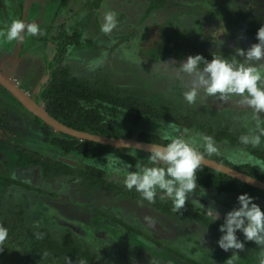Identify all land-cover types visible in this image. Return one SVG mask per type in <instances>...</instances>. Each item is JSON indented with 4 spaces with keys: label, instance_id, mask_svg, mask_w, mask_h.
<instances>
[{
    "label": "flooded vegetation",
    "instance_id": "af4514ba",
    "mask_svg": "<svg viewBox=\"0 0 264 264\" xmlns=\"http://www.w3.org/2000/svg\"><path fill=\"white\" fill-rule=\"evenodd\" d=\"M37 1L0 0V30H5L15 19L26 24L35 22L41 29V34L36 36L25 33L20 42H8L0 37V72L43 106L54 119L73 129L97 133L74 127L47 110L49 99L40 91L42 88L51 90L53 75L65 70L62 78H75L77 84L89 85V98L97 92L138 97L156 107L160 115H149L148 121L144 119L141 124L133 118V131L129 136L97 134L134 137L161 146L178 135L194 145L202 144L201 134L210 136L219 155L205 153L206 158L264 184V136L256 147L240 140L244 135H259V129H264V113L256 121L252 111L236 103L235 99L223 103L215 97H203L210 105L214 104L212 109H220L215 112L216 123L213 122L220 125L198 123L196 114L188 111L175 88L176 83L189 78L181 79L173 70L188 56L197 54L209 61L212 56H222L229 61L235 58L243 62V58L236 56L235 49L246 50L258 42L257 30L264 25V0H113L115 4L110 8L117 11V27L110 34H104L101 26L89 29L91 34L99 29L103 35L100 41L84 36L90 19L95 17L93 13L98 11L100 4L94 6L96 0H74L72 3L47 0L46 7H39L37 16L33 17L31 9ZM22 9L26 10L24 17ZM84 17L87 26L82 27L80 22ZM71 27H78V38L74 40ZM110 39L124 40L119 44L122 46L120 51H115L119 45L111 43ZM133 40L137 45L131 53L132 45L128 47L126 44ZM97 41L107 47L111 45L118 58L109 57L103 50L96 53ZM36 46L41 50L39 57L44 72L38 77L34 74V84L25 87L11 72L24 59H34V63L40 65L38 57L30 51ZM122 51L127 57L126 65L120 59ZM129 65H137L142 70L136 74ZM79 69L88 72L84 78L79 76ZM99 77H103L106 83L98 84L96 79ZM34 86L39 87V91ZM6 93L14 104L12 101L1 104ZM0 102V168L4 169L0 170V225L8 230V238L0 246L3 248L0 250V264H68L69 258L72 264L81 260L85 264H97L98 260L102 261L100 264H121L120 259L124 262L122 264H146L142 259L145 255L132 243L134 237L146 238L164 252L162 260H167V264L170 261L174 264H228L229 259L233 264H258L261 249L254 242L245 241L239 230L236 235L244 243V250L236 251L238 257L232 256L233 250L226 252L218 246L221 235L216 223H223L225 214L239 207L237 197L240 194L207 180L200 182L199 177L210 174V171H198V187L184 209L174 212L171 200L166 199L164 201L170 203V208L163 210L156 204V199L149 203L135 190L122 192L126 189L123 184L126 171L136 170L138 164L126 162L115 150L138 149L103 144L112 150L98 158H86L81 153L66 151L52 140L57 136L81 142L92 140L75 137L45 123L1 84ZM2 107L4 113H10L8 117L2 114ZM226 108L230 110H224ZM191 118L193 124L189 127L184 122ZM20 121H27V124ZM247 123L252 127H247ZM254 126L255 130L249 131ZM146 131L158 136L157 142L145 140L141 133ZM200 151H204L202 147ZM131 153L134 159L147 160V154L141 157ZM37 158L39 163L31 162ZM87 164L98 168L97 177L107 178V181L94 183L87 179L82 174ZM143 165L151 166L149 163ZM219 178L221 185L227 183L223 177ZM111 182L117 188H111ZM253 187L262 191L253 202L264 211V190ZM209 206L220 214L214 222L206 213ZM169 218L185 220L187 225L176 234L167 222ZM226 255L229 258L223 259Z\"/></svg>",
    "mask_w": 264,
    "mask_h": 264
},
{
    "label": "clouds",
    "instance_id": "9594fccd",
    "mask_svg": "<svg viewBox=\"0 0 264 264\" xmlns=\"http://www.w3.org/2000/svg\"><path fill=\"white\" fill-rule=\"evenodd\" d=\"M117 23L116 13L106 11L100 30L104 34H110ZM25 33L36 36L41 34V29L35 22L26 24L15 19L5 30H0V37L8 42H20L24 40ZM256 40L258 42L251 44L246 50L235 49L236 56L243 58V62H238L235 58L229 61L222 56H212L209 61L197 54L188 56L179 67H173L181 79L189 78L184 85L186 91L182 93L185 102L194 105L201 95L204 98L215 97L223 103L235 99L239 105L249 108L253 119L259 121L260 114L264 113V25L257 30ZM261 136H264V129H259V135H244L240 140L256 147L261 144ZM201 140L202 144L194 145L184 136L178 135L171 137L163 146L151 144L148 150L151 166L138 164L136 170L126 171L124 186L130 191L134 189L142 200L149 203H154L159 193L161 200H171L174 212L181 211L198 187L197 172L203 167L204 154L219 155L212 137L201 134ZM201 147L203 152L200 151ZM237 202L239 207L228 211L219 226L222 235L217 244L226 252L233 250L232 256L238 257L236 251L244 250V243L236 235L239 230L245 241H252L261 249L258 264H264V211L246 193L238 195ZM200 206L204 208L203 205ZM206 213L213 222L220 215L212 206L206 209ZM7 238V228L0 225V246ZM68 264H72L70 258ZM78 264H85V261L81 260ZM228 264H233L231 259Z\"/></svg>",
    "mask_w": 264,
    "mask_h": 264
},
{
    "label": "trees",
    "instance_id": "16d2710c",
    "mask_svg": "<svg viewBox=\"0 0 264 264\" xmlns=\"http://www.w3.org/2000/svg\"><path fill=\"white\" fill-rule=\"evenodd\" d=\"M77 31L78 27H71L70 33L71 36L74 35L72 38L73 40L78 38ZM63 33H66V31H63ZM60 35H62V33H60ZM62 72L56 73V76L53 75L54 79L53 81L51 80L53 83L51 85L52 89L45 91L43 90L42 96L49 99L46 108L50 113L56 117H62L66 120V123L68 122L74 127L89 130L91 132H97L103 135L121 136L122 134H125L126 136H129L133 131V127H131L133 124V118H136V122L141 124L140 122L144 121V119L148 121L149 115H154V117L160 116L156 107L152 106L151 104L148 105V103H145L138 97H129L127 95L118 96L114 94L108 95L104 92H97L92 94L93 97L89 98L91 92L89 85H82L81 83L77 84V80L75 78L70 79L65 75V77L62 78V75L65 74V70ZM135 98L137 101H135ZM88 100H90L89 103ZM114 119L116 121H114ZM36 120L38 121L37 117ZM187 120L188 121H185L184 123L191 127L193 124L192 118ZM120 123L127 125H119ZM141 136L145 140H151L155 142H157L158 138V136H154L150 131L142 132ZM52 141L54 144H58L66 149V151L81 153L86 158H98L107 150H112L110 146L103 145L96 141L81 142L75 138H63L61 136L55 137ZM115 151V153H118V156L123 158L126 162L134 164L149 163L148 156L150 153L148 152L131 149H120ZM123 151H127V153ZM131 152H134L141 157L147 154V160L142 162L139 159H134ZM31 162L39 163L40 161L37 158ZM98 170L99 169L93 165L87 164V168L86 170L82 171V174L86 176L87 179L92 180L94 183H96L98 180H101V182L105 183L107 178L101 179L102 176L97 177L99 176L97 175L99 174ZM203 170L210 171V174H202L201 177L203 178L199 177L200 182L207 180L218 187L222 186L227 190L238 191L240 195L246 193L252 197L253 200H255L259 193L262 192L261 190L250 186L247 183L227 177L223 173L209 169L206 166L202 167V171ZM219 177H223L227 183L221 185L222 181ZM111 188H117V186L111 182ZM122 192L127 193L128 189H123ZM156 204L163 210L170 208V203L161 200L158 194L156 196ZM201 218L206 221L205 218Z\"/></svg>",
    "mask_w": 264,
    "mask_h": 264
},
{
    "label": "rangeland",
    "instance_id": "374dc122",
    "mask_svg": "<svg viewBox=\"0 0 264 264\" xmlns=\"http://www.w3.org/2000/svg\"><path fill=\"white\" fill-rule=\"evenodd\" d=\"M68 1H69V3L74 2V0H68ZM96 1H97V4L94 5V6L97 7L100 4L99 5V8H100L101 7V3L104 2V0L103 1L101 0V2L99 0H96ZM46 3H47V0H39V1L35 2L34 5L32 6L33 9H31V14L30 15L33 16V17L37 16V14H38L37 11H39V7H42V8L43 7H46ZM99 8H98V10H99ZM108 11H114V10H111L110 9ZM25 12H26V10L22 9V13H23L22 16L23 17L25 16ZM93 14H94V16H98L99 15V13H98L97 10ZM92 15L88 17V20L92 17ZM90 21H92V19H90ZM86 22H87V18L84 17L82 19V21L80 22V25L82 27H84L86 25ZM96 30H95L96 33H94V34L89 33V34H91L93 36H90V37L86 36V37L98 39L100 41L101 38L103 37V35L99 32V29L98 28ZM84 36H85V32H84ZM99 41L96 42V47L97 48L94 50L96 53H100L101 50H103L104 53H106L109 57L118 58V56L115 54V51H120L119 48L122 47L121 45L116 46L117 48L114 51V48L111 45H110V47H107L105 45V43H101ZM110 42L111 43H115L116 40L110 39ZM110 42H108V43H110ZM97 43L99 44V47H98V44ZM101 44L103 45V47H102ZM126 45L128 47H130L129 45H132V47H130V48H132L131 53H134L135 48H136V45H137V42L133 40L132 42L127 43ZM30 51H31V53H33L34 55H36L38 57V60L40 62V65L37 66L36 63H34V59L33 60L32 59H27L26 61H24L25 60L24 59L21 62V64L19 65V67H17V69H15L14 72H11L14 76H16V77L18 76L20 78L21 84L23 86H25V87H26V85L34 84V82L36 80V78L33 76L34 74L38 77V75H43V72H44L42 70V69H44L43 68L44 66L42 65V60H41V57H39L41 55L40 47L39 46H36L33 49L30 48ZM120 59H122V61H124V64L123 65H126L127 64V60H126L127 57L124 56V52L123 51H122V55H121V58ZM97 63H99V61H97ZM108 65H109V63H107V67H108ZM129 66H131V65H129ZM131 68H132V72H134L136 74L142 70L137 65H133V66H131ZM89 72H91V69H90ZM78 73H79V76L81 78H84V76L87 75L88 72L85 71V70L84 71H81L79 69L78 70ZM120 79H122V75H120ZM96 81H97L98 84L99 83L100 84H105L106 83V81H105V79L103 77H99L98 79H96ZM187 82H188V80H184V81L179 82V84L178 83L175 84V88H176L177 92L180 94L178 98H180V100H182L184 102H185V100L183 98L182 93L184 91H186V88L184 87V85ZM34 87L36 88V90L39 91V87H37V86H34ZM111 89H113V88H111ZM170 91L173 92L174 89H172ZM42 92H43V88L41 89L40 93H42ZM12 100H11V98L6 93L5 96H3V98H2V101L3 102L2 103L0 102V103L2 105H5L4 104L5 102L12 101ZM12 102H10V103H12ZM13 104H14V102H13ZM211 105H214V104H211ZM211 105L209 103H207V101H204L203 100V95H201L200 97L197 98V101H196V103L194 105H188L187 104V107L189 108L188 111L190 110L191 112H194L196 114V120H197L198 123H204L206 125H210V126L211 125H214L215 127H218L220 124L218 122H217V125L215 124L216 121H217V117H216L217 115H216L215 112L217 110H220V109H212ZM224 110H230V108H226ZM4 111H5V109H4ZM2 114L5 115L6 117H8L10 115V113L9 114H6V113L3 112V107H2ZM214 121H215V123L213 124ZM20 122H22L24 124H27V121H20ZM246 126L247 127H252L251 124H248V123H247ZM255 128H256V126H254L253 128H250L249 131H254ZM0 170H4V169H1L0 168ZM123 180H124V178H123ZM197 203H199V201H197ZM167 222H168V224L170 226H172L176 230V234H178L179 231H183L184 228H185L184 226L187 225L186 222H185V220H183V221L177 220L176 221L174 219L169 218L167 220ZM221 224L222 223H219V222L216 223V227H217V230L218 231H219V226ZM113 233H115V232H113ZM220 235H222L221 232H220ZM132 243L137 247V249H139L141 251V254H144L145 255V258L142 257V259L146 262V264H167V260L166 261H163L162 260L163 255L165 253L164 252H160V250H158L157 247L154 244H151V242H149V240L147 241L146 238H144V240H143L141 238L134 237V239H132ZM129 254L130 253H128L127 257H129ZM228 258H229V255H226V257L224 256L223 259H228ZM120 261H121V264L124 263L121 259H120ZM100 263H102V261L101 260H98L97 261V264H100ZM170 264H174V263L172 261H170Z\"/></svg>",
    "mask_w": 264,
    "mask_h": 264
},
{
    "label": "water",
    "instance_id": "95a60500",
    "mask_svg": "<svg viewBox=\"0 0 264 264\" xmlns=\"http://www.w3.org/2000/svg\"><path fill=\"white\" fill-rule=\"evenodd\" d=\"M113 0H104V2L101 3V7L98 10L99 15L95 16L92 18V21L88 24L86 30H85V36H93L89 34V29L91 26L97 27L101 26L103 22V15L106 11L108 10H113V8H110L112 4L114 5L115 2ZM117 5V4H116ZM116 13L117 11L114 10ZM97 17V18H96ZM124 23H126L124 21ZM96 36V35H95ZM124 40L117 39L115 44L119 45L123 42ZM0 84L4 86L7 90L10 91V93L20 102L22 103L29 111H31L34 115L38 116L41 118L45 123L52 125L54 128L57 130H61L65 133H68L70 135H73L78 138H84L96 142H100L102 144H109L114 147H129V148H134L138 150H143V151H148L149 146L154 143H149V142H142L138 141L134 137H110V136H103L97 133H90V132H85L82 130H77L73 129L71 127H68L61 122L57 121L54 119L46 109L36 103L33 99H31L20 87H18L16 84L12 83L11 80H8L1 72H0ZM206 166L212 167L214 169H217L219 171L225 172L235 178H238L250 185L256 186L258 188H261L264 190V184L248 175H245L241 172H238L232 168H229L223 164L217 163L211 159H208L204 156V164Z\"/></svg>",
    "mask_w": 264,
    "mask_h": 264
}]
</instances>
